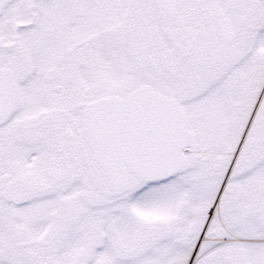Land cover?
Segmentation results:
<instances>
[{
	"label": "snow or ice",
	"instance_id": "6c2138e0",
	"mask_svg": "<svg viewBox=\"0 0 264 264\" xmlns=\"http://www.w3.org/2000/svg\"><path fill=\"white\" fill-rule=\"evenodd\" d=\"M0 264H264V0H0Z\"/></svg>",
	"mask_w": 264,
	"mask_h": 264
}]
</instances>
